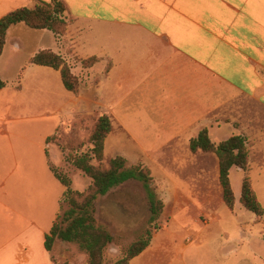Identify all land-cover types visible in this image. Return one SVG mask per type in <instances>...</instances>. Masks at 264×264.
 Returning <instances> with one entry per match:
<instances>
[{
    "label": "crops",
    "instance_id": "1",
    "mask_svg": "<svg viewBox=\"0 0 264 264\" xmlns=\"http://www.w3.org/2000/svg\"><path fill=\"white\" fill-rule=\"evenodd\" d=\"M51 1L0 0V20ZM63 1L69 25L62 39L20 24L9 30L0 58L6 83L0 91V264H57L45 246L58 216L57 196L34 185L33 191L32 184L59 180L42 161L35 174L33 134L47 147L71 120L107 115L113 123L107 142L141 152L145 166L185 168V176H166L163 196L168 214L196 224L209 210L217 219L226 205L218 157L194 154L191 141L203 130L214 144L242 136L249 170L234 167L232 187L237 197L248 175L264 207V0ZM70 47L80 65L99 59L83 69L77 95L59 71L30 64L42 50L67 58ZM249 213L243 214L245 228L264 229V220ZM160 232L131 264L200 259L188 251L193 237L179 252L175 234ZM249 264H264V257L254 254Z\"/></svg>",
    "mask_w": 264,
    "mask_h": 264
},
{
    "label": "trees",
    "instance_id": "2",
    "mask_svg": "<svg viewBox=\"0 0 264 264\" xmlns=\"http://www.w3.org/2000/svg\"><path fill=\"white\" fill-rule=\"evenodd\" d=\"M67 13L68 8L63 0H52L51 2H39L34 7L21 8L6 15L0 20V58L4 52L8 32L12 27L24 24L35 31H50L57 40H60L68 29ZM98 61L99 59L94 57L82 61V65L88 69ZM30 64L59 71L66 89L76 95L79 94L82 86L80 78L76 76L67 60L58 53L50 49L42 50L31 59ZM5 87L6 83L0 77V91ZM112 131L111 118L102 115L95 120L89 139L92 148L89 151L79 154V152L74 153L73 149L69 150L65 147L62 149L63 153L70 151L65 157L66 162L91 180V185L85 191L75 190L69 176L59 172L52 165L50 166L52 173L66 188V191L61 204V212L50 234L46 237L47 251L52 252L58 241L76 244L88 256L87 264H105V252L114 242V236L96 220L97 201L130 181L142 183L148 197L150 223L154 225L156 231L160 229L158 220L164 212L165 203L153 185L154 179L150 169L144 165L129 167L127 159L123 156L111 159L107 165L104 163L106 141ZM54 139V136L49 137L47 144H51ZM190 147L194 154L212 153L218 157L224 203L229 210L233 211L236 196L231 183V170L234 167L245 172L249 170L247 140L242 136H234L220 144H214L208 131L203 130L197 138L191 141ZM240 203L259 220H264V207L248 175L243 181ZM153 235V231H148L146 238L135 242L125 256L114 264H131L150 246Z\"/></svg>",
    "mask_w": 264,
    "mask_h": 264
},
{
    "label": "rangeland",
    "instance_id": "3",
    "mask_svg": "<svg viewBox=\"0 0 264 264\" xmlns=\"http://www.w3.org/2000/svg\"><path fill=\"white\" fill-rule=\"evenodd\" d=\"M71 52L72 48L70 47L65 51L67 58L61 56L73 67L76 76L85 81L82 72L86 68L83 67L82 62V66L80 65L77 58L70 57ZM96 119L83 118L75 122L73 120L67 121L66 124L57 129L53 135L55 139L51 144H47V147L38 134H33L35 174H41L37 170L39 169V162L42 161L47 164V167L52 165L59 172L69 176L75 190L85 191L88 189L91 180L66 162L65 157L70 151L63 153L62 149L63 147L69 150L73 149L74 153L79 152V154L89 151L92 148L89 139ZM120 146L122 145L116 144L111 139L106 141L105 165L117 156L125 157L129 167L144 165L142 164L141 152L124 151L119 148ZM145 167L150 169L154 179L153 185L165 203L164 212L158 220L160 229L156 231L154 225L150 223L149 202L142 183L130 181L114 189L108 196L97 201L95 214L98 224L107 228L114 236V242L105 252V264H114L125 256L135 242L146 238L148 231H153L154 234L161 231V236L175 234L172 238L175 243L174 246L179 252H182V246L188 237L190 239L193 237L188 251L192 250L195 256H200V259H197L199 261L195 260L194 264H235V260H239V258L242 260L240 264H249V261L254 258V254L264 257V229L262 227L256 228L253 225H248L245 228L242 222L244 216H251L240 203L239 197L242 193V186L240 192H237L239 193L236 197L237 204L233 211L225 206V211L217 212V214L219 213L217 219H212L211 215L214 211L209 210L204 215L199 216L201 221L196 224L193 220L188 219L187 221L183 217L177 218L178 216L168 214L167 200L163 196V189H166L164 184L166 176L169 174L185 176V168ZM38 179V182L32 184V190L43 187L45 191H51L52 194L56 195L58 201L57 215H59L66 188L54 178L51 179V182ZM55 183L59 188L54 186ZM33 185L35 189H33ZM30 190L28 185V191L30 192ZM28 199L30 200V194H28ZM37 208L38 205H34V209ZM164 227L168 229L169 233H163ZM51 253L57 264H87L88 262V256L76 244L66 243L64 245L56 242Z\"/></svg>",
    "mask_w": 264,
    "mask_h": 264
}]
</instances>
